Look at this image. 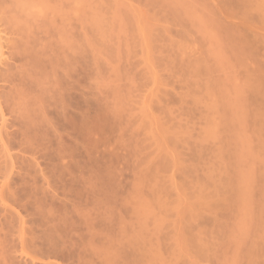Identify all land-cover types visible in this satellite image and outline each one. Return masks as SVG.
<instances>
[{
    "label": "rangeland",
    "instance_id": "374dc122",
    "mask_svg": "<svg viewBox=\"0 0 264 264\" xmlns=\"http://www.w3.org/2000/svg\"><path fill=\"white\" fill-rule=\"evenodd\" d=\"M96 1L87 2L89 10L93 6L91 2L95 5ZM173 1L102 0L100 13L104 12L106 16L112 15V7L116 8L113 4L117 2L122 6L120 17L129 18L128 12L134 14L133 23H128L130 27L127 28L131 51L127 53L122 48L124 51L120 57L113 60L110 51L96 41L94 30L87 26L86 36L91 46L86 48L82 130L74 121L81 116L77 104L79 72L76 71L74 77L68 79L70 83L66 89L71 96L65 101L66 105L63 104L65 110L62 112V107L60 111L61 129H57L59 125L53 126L54 146L49 144L45 151L41 149V153L38 151L37 156H32L19 148L11 147L9 151L2 143L7 144L5 138L0 141V180L10 181V184L6 183L7 188H3L0 182V211L5 208L1 213L6 215L0 213V218L23 229L20 230L23 235L20 241H23L20 245L22 264H80L83 256L78 255V246L84 243L82 239L86 237L83 235L90 238L88 228L84 230L80 224H100L95 227L96 232L100 227L101 241L107 245V240L120 238L124 231L129 232L128 228L138 232L136 211L139 203L147 202L152 206L157 196L168 205V213L156 207L164 212L156 213L157 217L162 213L163 219L167 216V222L176 225L163 230L162 235L157 236L159 240L156 236L155 240L152 239L156 243L152 245L160 249L157 253L165 264H230L234 260L237 261L233 264H264L262 11L255 3L246 5L243 0ZM135 32L140 34L142 44L135 40ZM2 84L0 87L5 85ZM234 89L242 93L240 108L243 110L240 109V113L245 121L244 128L239 126L242 119L238 121L235 117V108L225 104L234 98ZM5 119L8 120V116ZM49 120L52 124L53 120ZM211 120L216 122V136L213 137L207 135ZM239 132L250 142L251 154L247 161L254 173L252 206L247 214L243 212V195L237 175L236 155L242 149L236 140ZM1 137L5 136L2 134L0 140ZM54 151L61 152L63 158L60 155L59 160L56 157L54 160ZM8 153L18 157V161L34 160L32 164L37 174L35 177L33 172V177L31 175L28 179L32 183L14 180L16 175L22 174L19 176L22 179L26 174L19 169L23 162L16 164V160L9 159ZM45 154L51 155L49 159ZM50 158L51 161H46ZM52 166L64 169L59 172V177H53L59 175L58 172L51 174L53 170L49 169H54ZM11 167V172L18 174L13 179L2 180V174L9 172ZM45 174L49 178L43 176ZM1 189H5L3 193ZM35 193L41 194L37 196ZM21 195L28 200H23ZM201 195L204 199L200 198ZM37 198L44 201L38 205L48 210L47 213L43 211L46 215L41 213L42 209L36 208ZM51 201L53 203L49 204ZM169 208L172 211L169 212ZM43 217L47 218L44 220ZM44 221L47 224L80 225V232L77 227L78 233H73L75 229L72 232L74 237L69 233L74 240L70 236L66 240L67 246L64 241L59 245L66 246L61 249L64 252L61 253L60 249V252L58 249V252L53 251L61 260L53 259V253L47 255L46 244L42 243L47 230ZM238 223L248 225L246 239L237 234L235 226ZM148 224V238H154V220H149ZM11 232L8 239L13 238L14 245L17 234ZM236 234L237 240L242 242L240 248H237ZM178 237L181 241L178 239L179 243H176ZM100 238H97L98 243ZM181 242L182 251L177 250L174 254L175 244L180 246ZM73 245L74 248H69ZM133 249L132 245L127 248L129 252ZM70 250L73 257L76 253L80 260L71 258V254L68 255ZM88 262L95 263L87 259Z\"/></svg>",
    "mask_w": 264,
    "mask_h": 264
},
{
    "label": "bare ground",
    "instance_id": "6f19581e",
    "mask_svg": "<svg viewBox=\"0 0 264 264\" xmlns=\"http://www.w3.org/2000/svg\"><path fill=\"white\" fill-rule=\"evenodd\" d=\"M243 1H244V4L246 5L255 3L258 6V8L262 11V15L264 18V0H243ZM87 2L89 3V0L87 1L86 0H0V24L4 27L2 29V26L0 25L1 27V31H0V83H3L2 85L5 84L4 86L0 87V119L2 120L1 121L2 126H0L2 127V130L0 128L1 130L0 133L1 135L3 134V136H5L3 138L1 137L2 139L0 141L2 142L3 139L5 138L7 144L4 142L2 143L5 145L4 147L6 149L11 148V147H12L11 149L19 148L22 150V152L24 151L25 153H28V154L30 153V155L32 154L35 155L37 154L38 151L40 152L41 149L42 151H45V147H50L49 144L50 145L53 144V142L55 141V138H53L54 135L52 132L54 128L53 126L57 127L59 125L57 129L59 127L61 129L60 123L62 119H60V113H61L60 111L62 107L63 108L66 107L65 101H69L70 100L69 96H71L68 94L69 91L67 92V89H66V87L68 86L67 84L70 83L68 82V79L71 77H74V73L76 71L79 72L78 75H79V84H80V90H79L80 97H79V100L78 99L76 100H78L77 104L79 105L81 116H79L80 118L74 121L79 123L80 130H82L83 122H84L83 121L84 119L83 111H84V103H85L84 101V92H85L84 91V81H86L85 80V77H86L85 65L87 63V61H85V59L87 60L86 48L87 47L89 48L91 46V42L89 44L88 42L89 38H87L86 36L87 30H88L87 26L94 30L96 34L95 36L96 41H98V44L101 45L103 48H105L107 52L110 51V56L113 60L118 59L120 55L122 54V52L124 51V49L125 51H127V53L131 51V47L129 46V43L127 40L129 38L128 37L129 32L127 33V28L129 29L130 27L129 26L130 24L128 23H131L132 25L133 23L132 21L134 20V17H133L134 14H129L128 12L127 14L129 15V18L123 19V17H120L122 15V14L120 15V13H122V10H121L122 6L121 4H117L118 2L117 3L115 2L117 5L113 4V6H115L116 8L112 7V10H113L112 15L110 13L111 16L109 15L106 16L104 12L100 13L103 10V9H100L102 8V6L100 5H103L102 0H97L95 2V5L99 4L98 6L97 5L95 6L91 2V4L93 5L92 7L93 8L96 7V9L95 8L93 9L92 7H90L91 10H89V7H88L90 3L88 4ZM173 2H175V0ZM118 9H120L121 11ZM103 13L105 15H102ZM2 32L3 34H1ZM135 33H136L134 34L135 37L133 36L135 40H137V42L139 41V38L140 40H142L141 36H139L140 34H138L137 32ZM115 40L117 41L115 42ZM113 41H114V44L115 43L117 44L114 45ZM139 42L141 43V41ZM116 45H118L119 47L118 46L115 47ZM100 59L102 60V58ZM77 82H78V79H77ZM234 90H235L234 91L235 93H233V95L235 94L234 98H232L233 96L232 97L229 96L232 99L227 102L225 101L226 102L225 104L227 106L235 108V110L233 109L235 111V117H237L239 121L240 119H242L240 112L243 109L240 108L241 107L240 101H243L242 99L243 97L242 98L240 97V95H242L240 90L238 89H234ZM63 104L65 105L63 106ZM63 110H65V108L62 109V112ZM6 116H8L9 118L8 120L5 119ZM49 119L53 120L52 124L50 123L51 120ZM243 120L244 118L242 119V121L240 120L241 122L239 121V124H240L239 126L242 128L245 127V126L243 127V125H245L244 124L245 121ZM215 123L212 120L210 121L209 123L210 126H209V130L207 134L208 136H211V137L216 136V124ZM7 128L12 130L13 132H7L8 131ZM3 129H6V131ZM239 133L240 135L236 138V140H237V143L241 145L242 149H240L239 155H236V159L239 164L237 175L239 177L240 192L243 195L242 200H241L243 212L247 214L248 213L247 211H249V208L252 206L251 182H253L254 173L252 172L251 170L252 168L250 167V165H248V161H247V159L249 158V155L251 154L249 153L251 151L249 147L250 142L248 139L245 138L244 135H242L243 133L241 132ZM54 145L55 144H53L52 146ZM8 150L10 151V149ZM49 153L51 154V152ZM52 153H55V151ZM58 153H55V155L51 154L54 156V160H56L57 157L59 158L60 155H62L61 152L60 154ZM46 154L48 155V153ZM8 155H9V159L11 157L13 158L14 161L16 160L18 162V163L16 162V164H21L19 162H23L22 163L23 165L20 166L19 169L21 168L20 171L22 172L24 171L25 174L28 176L24 175L23 176L24 178L21 177L22 179H20L19 176H22V174L15 173L19 175V176L17 175L15 176V174L11 172V169L13 168L11 167L9 169L10 173L7 170L6 173L4 172L5 174L4 173L2 174V177H3L2 180H4L5 178V180L7 181L8 179H13L15 176V178L18 177L17 180L14 178L15 181L20 182V180L21 181L23 180V182L24 181L27 182L28 179H31L29 178L31 175L33 177L35 173L34 171H36L34 170V165L32 164L34 160L32 162H27L26 159L18 161L19 160L18 157H15V156L12 157L11 156L12 154L10 153H8ZM47 155L45 157L49 159L51 155H49V157ZM60 158H63V155ZM51 160L52 159L50 158V160H46V161H51ZM247 165L249 167H247ZM59 167L56 166L54 167V169H49L51 171L53 170L54 174L51 172L52 175H55V172H58L59 175H55L53 177L60 176V173L63 168L61 167L59 169ZM32 168H33V171H32ZM46 169L44 172H46ZM36 174L37 173H35V177H36ZM43 176H46V174ZM28 181L29 183H32L30 182V180ZM0 182L2 181L0 180ZM2 183L4 184V185L2 184L4 188L7 186L6 183L10 184V181H7L6 183L4 181ZM5 189L3 190L1 189L2 190L1 192L3 193ZM24 190L27 191L26 189ZM36 190H38V188ZM203 192L205 191L202 190V193ZM38 194H41V193H38ZM38 194L36 195L40 196ZM20 197H22V195ZM157 197L156 199H154L156 200V202L154 201L155 204L154 203H153L154 205L152 204L154 208L150 206L151 204H148L147 202L139 203L137 211H136V214L139 219L138 220L139 224H137L138 232L134 230L131 231V229L128 228L129 232L124 231V234L120 235V238L118 237L116 240H107L108 241L107 245L105 244L104 240L101 241L102 239L100 238L101 232H99L100 227L97 228L99 230L96 232L95 227L99 226L100 224H85V225L80 224L82 225L81 227L84 226L83 227L84 230L85 228H88L89 233L88 232L87 233L89 235L88 234L87 235L88 237L90 236V238H87V236L83 235L84 237L87 238V240L86 238L82 239L84 243L81 240L83 236L80 237L79 239L80 244L83 243L81 244L82 248H80L81 246H78L80 250L79 249L77 250L79 251L78 255H80L81 257L83 256L81 259L82 262H80V264L81 263L89 264L90 262H92L90 261L87 263V259L94 260L95 263L97 260H99V263L101 262L102 264H165L163 262L164 260L162 261L161 259L162 256L161 255L159 256L160 252L158 250L160 249H155L156 247H154L152 244L156 245V243H154L155 236L156 238H158L157 236L158 235L160 236L161 232H164L166 228H171V227L175 228L176 225H173L172 223L170 224L169 223L170 221L167 222L168 221L167 216H165V218L167 217L166 219L162 218L163 217L162 213L164 214L163 211L165 212L167 211L168 213V210H167L168 205L162 200L160 201L159 199H157ZM25 198H27V196ZM200 198L204 199L203 195H201ZM4 199L5 198L1 199L3 204H5V202L3 201ZM19 199H16V200L18 201ZM37 199L41 200L40 198H37ZM23 200H28V199L23 198ZM39 200H37L38 203L36 202L35 206H37L38 204H42L44 202L42 200L41 201ZM34 201L36 200L34 199ZM52 203L53 202L51 201V203L49 204H52ZM48 205H47V208H48ZM35 206H32V208L34 207L35 209ZM156 207H158V209L159 208L162 209L163 211L156 209ZM36 208L42 209L40 205H38V207ZM4 209L2 208V210ZM154 209L156 210L155 213H154L155 211ZM2 210L0 211V213L2 212ZM43 211L46 212L48 210L42 209L41 211L42 214L46 215L47 212L43 213ZM159 211H161L162 213H161V216L158 218L156 213H159ZM170 211H172V208H169V212ZM2 215L6 216L5 213H3ZM45 215H42V216H45ZM192 215L194 214L192 213ZM45 218L47 217H43L44 220ZM43 219H41L42 220L41 222H43ZM151 219L154 220V227H155L154 238L153 237L148 238V235H147L148 229L150 227V224H148V222ZM38 221L40 222L39 219ZM47 221H44L46 222V225L44 224V226L47 229L44 233L45 235H43L45 238V241L43 240V238L40 239V240H43L42 243L46 244L45 246L47 248L45 250H48V253L46 252L47 255L50 254L48 256H51L53 251H56L57 249L58 251L60 249L61 253L64 252L62 251L64 249L63 247H66L68 244V243L66 244V240L70 236L73 239L74 234H72V232L74 231V229L76 230V227H77V230L79 228L78 232H80V229H81L79 227L80 225L79 224L78 225L77 224H51L50 223L51 220L47 224ZM8 223L6 222V220L0 221V264H22L21 263L22 259L20 258L22 256V252L20 254V251H21L20 245L21 243H23V241L22 242L20 241L22 240L23 235H20V230H23V229L19 225L17 227V224H8ZM247 226L248 225L246 224L244 225L243 223H238L235 226L238 232L237 233L235 229V233H237L241 239L243 238L246 239L245 236H248L247 233L249 231L247 230L248 229ZM13 229H17V230L13 231ZM77 230L74 231L73 233L77 232ZM11 231L14 232L13 234L15 233L17 234L16 235L17 240H15L16 244L14 245H12L13 244L12 241L14 240L13 238H11L12 236L9 237L11 238V241H9L8 239L9 232ZM69 233H71L73 237ZM237 234H236L237 248H240L242 245V242H240L241 239L237 240L238 239ZM60 238H63L64 240L62 239L61 241ZM97 238H100V240L98 239L99 243L97 242ZM179 238L180 237L177 238L176 243H179L178 242ZM152 239H154L153 242H152ZM179 240L181 241V239ZM191 240L193 243V239ZM197 240H200V239H197ZM231 240H232V236H231ZM62 242L64 243V245L66 244V246H59L63 244ZM198 243H200V241ZM233 243L236 244L234 239H233ZM131 245L135 249L129 252L127 248L131 247ZM175 245L177 247L175 248L174 254L176 253L177 250L182 251L181 249L182 242L179 244L180 246H178L177 244ZM75 246L77 247V244ZM195 246L196 245H194L193 247ZM72 247L74 248V245L69 248H72ZM200 247H202L201 244H200ZM42 250L43 249H41V251ZM71 251L72 250H70L69 252ZM77 251L73 250L74 253ZM65 252H67V249ZM69 252H68V255L71 254L72 256V257L70 256L71 258L78 257V256H75L77 255L76 253L73 257L72 255L73 253L72 252L69 253ZM177 254L179 255L178 252ZM52 257L53 259L59 258V257H56L54 253ZM81 257H78V260H80L79 258ZM234 261H232L231 263L233 264Z\"/></svg>",
    "mask_w": 264,
    "mask_h": 264
}]
</instances>
